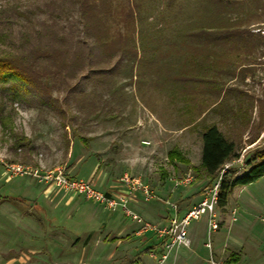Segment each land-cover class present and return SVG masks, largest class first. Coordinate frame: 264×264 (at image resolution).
<instances>
[{"label":"rangeland","instance_id":"obj_1","mask_svg":"<svg viewBox=\"0 0 264 264\" xmlns=\"http://www.w3.org/2000/svg\"><path fill=\"white\" fill-rule=\"evenodd\" d=\"M146 2L136 40L146 48L150 64L115 55L108 62L114 70L105 78L69 79V88L80 85L72 93L62 77L50 78L63 118L43 107L15 103L9 108L10 124L0 126V159L47 170L63 167L80 180L93 179L100 191L127 197L128 208L144 221L164 225L175 214L172 205L185 217L197 204L188 201L209 187L197 182L199 193L190 195L197 183L180 182L194 171L169 162L170 151H181L191 166H199L202 131L217 125L241 148L243 161L234 165L241 175L250 148L264 145V0ZM50 3L0 0V53L13 52L23 33L40 28L48 19L42 10ZM58 25L78 38L77 9L67 10ZM236 26L252 33L247 47L206 48L188 38L203 29ZM115 29L122 30L119 25ZM21 136L31 141L29 153L13 150ZM126 175L140 179L155 198L148 200L141 190L128 188ZM22 187L33 189L34 196L38 193L35 201L46 206L69 200L67 193L32 177L8 178L0 164V258L13 264H264V177L237 187L227 207H217L216 230L206 216L192 220L187 231L193 241L176 244L164 260L161 240L153 232L137 236L139 225L122 210L113 212L75 195L69 207L50 211V216L32 210V219L25 214L29 201L20 197L18 206L1 201L7 195L19 197ZM203 219L204 232L199 231ZM152 246L154 258L145 252ZM232 254L239 255L238 263L229 262Z\"/></svg>","mask_w":264,"mask_h":264},{"label":"trees","instance_id":"obj_2","mask_svg":"<svg viewBox=\"0 0 264 264\" xmlns=\"http://www.w3.org/2000/svg\"><path fill=\"white\" fill-rule=\"evenodd\" d=\"M50 1L49 9L42 10L48 14V19L40 24V28H35L32 33H23L21 45L13 52L0 53V126L3 128L10 124L9 108L15 103L43 107L61 114L63 118L64 110L59 99L54 98L48 83L52 77H62L61 80L66 83L65 89L72 93L80 85L69 88V79L80 77V82L92 77L105 78L107 73L114 70L108 67V62L115 55H118L119 60L131 57L146 65L151 62L146 48L140 47L136 40L139 23L148 11L146 0H129L119 4H115L114 0H69V6L66 0H61V4L58 0ZM75 8L81 25L80 36L76 39L74 34L68 35L58 25L62 15ZM25 17L30 19L28 15ZM6 22L13 21L7 19ZM118 25L122 30L115 29ZM251 36L250 31L237 26L223 27L216 31L203 29L188 34V38L196 39L206 48L212 44L247 47L246 43ZM201 140L202 157L199 166H191L190 160L177 149L169 152L168 159L172 164L190 167L194 171V183L205 182L211 186L224 165L241 156V148L238 142L223 133L217 125L205 128ZM256 141L257 138L253 139L251 145ZM254 147L250 148L252 150L248 153L243 174L237 175L236 168L224 174L218 196L219 209L227 207L237 187L248 186L264 177V145ZM19 148L24 153L32 151L29 138L19 137L13 150L17 152ZM1 201L16 206L19 197L7 195L1 197ZM155 249L156 246H152L145 252L150 254ZM239 259V256L232 254L229 262L238 263Z\"/></svg>","mask_w":264,"mask_h":264},{"label":"built area","instance_id":"obj_3","mask_svg":"<svg viewBox=\"0 0 264 264\" xmlns=\"http://www.w3.org/2000/svg\"><path fill=\"white\" fill-rule=\"evenodd\" d=\"M242 161L243 156H240L238 159L225 164L217 180L205 190L203 200L195 205L185 217L180 218L176 214L177 206L172 205L175 214L171 217L170 221L164 225H153L144 221L128 208L129 199H127V197L119 198L109 193L102 192L95 187L92 181L80 180L74 175H71V173L63 167H56L47 170L45 168L33 167L27 164L6 162L3 159H0V164H2L8 178L13 179L19 176L32 177L44 186L60 190L72 196L76 195L86 200L94 201L110 211L115 212L117 210H122L132 219V221L139 225V228L136 231L137 236H144L147 233L153 232L157 239L161 240L160 243L164 242L161 246V251L159 252L162 256V260H164L167 258L166 252L176 244L185 246L190 245L187 226L192 220H198L202 216H206L209 220L210 228L213 230L218 228L215 214L221 181L225 173L234 168V165H238V163L241 164ZM193 181L194 175L189 174L186 176L185 180L180 183L190 185ZM124 183L128 188H131L132 191L141 190L148 200L155 198V196L150 193L147 186L140 182V179L130 178L126 175L124 177ZM163 249L165 250L164 252ZM150 254L152 258L156 256L154 252H151Z\"/></svg>","mask_w":264,"mask_h":264},{"label":"crops","instance_id":"obj_4","mask_svg":"<svg viewBox=\"0 0 264 264\" xmlns=\"http://www.w3.org/2000/svg\"><path fill=\"white\" fill-rule=\"evenodd\" d=\"M93 179H91V181H92ZM201 183H197V187H195V188H193L192 190H191V193H190V195H192V194H197V193H199V191H200V187H201V185H200ZM96 185V188L98 189V190H100L102 187H100V186H98V184H95ZM32 190L33 189H30V188H19V200H20V197L22 198V199H24V200H26V201H29V205H27L26 206V212H25V214H26V216L28 217V218H34L33 216V214L31 213V211L33 210V211H36V212H40L41 214L43 213V214H47V212H49V216H50V211H54V212H58V211H60L62 208H65V207H69V205H70V203H72L73 202V200H74V196H72V195H70V194H68L69 195V200L66 202V203H64V204H56V205H51V206H46L44 203H40L39 201H35V197H37V194H35L36 196H34V194H33V192H32ZM106 193H109V192H107V191H105ZM21 194V195H20ZM45 194V193H44ZM110 194V193H109ZM30 195H32V196H30ZM46 196V195H45ZM34 197V198H33ZM47 197V196H46ZM68 197V196H67ZM48 198V197H47ZM203 198H204V196H203V194H201V195H197V196H195L193 199H192V201H188L189 203L190 202H195V203H197V204H199L202 200H203ZM256 200L254 201V206H260V203H259V201L257 200V198H255ZM30 200H33L32 202L30 201ZM36 200H37V198H36ZM25 201V202H26ZM259 203V204H258ZM196 204V205H197ZM16 206H18V205H16ZM23 209H24V207H22V208H20V210L21 211H23ZM262 209V208H261ZM262 211H264L263 209H262ZM172 214V216L174 215V213H171ZM55 218H57V216H55L54 217V219ZM204 220V219H203ZM206 222V219L204 220V221H202V223L201 224H199V231H203L204 232V230H205V223ZM136 234V233H135ZM144 236H146V235H144ZM188 237H189V232H188ZM194 237L192 236H190V239L192 240ZM193 241V240H192ZM237 256H239L238 254H236ZM240 258V257H239ZM14 262H13V260L12 259H9V258H0V264H13Z\"/></svg>","mask_w":264,"mask_h":264}]
</instances>
